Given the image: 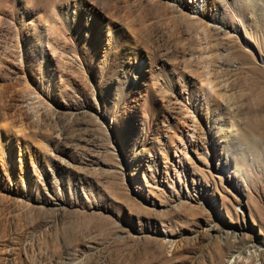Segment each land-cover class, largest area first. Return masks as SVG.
<instances>
[{
  "label": "rangeland",
  "instance_id": "1",
  "mask_svg": "<svg viewBox=\"0 0 264 264\" xmlns=\"http://www.w3.org/2000/svg\"><path fill=\"white\" fill-rule=\"evenodd\" d=\"M0 264H264V0H0Z\"/></svg>",
  "mask_w": 264,
  "mask_h": 264
},
{
  "label": "bare ground",
  "instance_id": "2",
  "mask_svg": "<svg viewBox=\"0 0 264 264\" xmlns=\"http://www.w3.org/2000/svg\"><path fill=\"white\" fill-rule=\"evenodd\" d=\"M202 85H203V82H200L199 87H200V86L202 87ZM251 144H252V143H251ZM252 145H253V144H252ZM252 145H251V146H252Z\"/></svg>",
  "mask_w": 264,
  "mask_h": 264
}]
</instances>
